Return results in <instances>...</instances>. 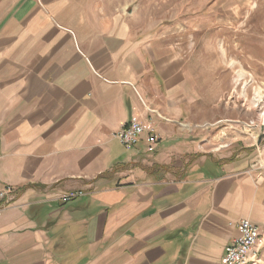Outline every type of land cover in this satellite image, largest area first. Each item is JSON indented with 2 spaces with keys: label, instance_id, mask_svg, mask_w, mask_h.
Wrapping results in <instances>:
<instances>
[{
  "label": "crops",
  "instance_id": "obj_1",
  "mask_svg": "<svg viewBox=\"0 0 264 264\" xmlns=\"http://www.w3.org/2000/svg\"><path fill=\"white\" fill-rule=\"evenodd\" d=\"M133 1L0 0V264H224L242 220L264 262V166L214 154L205 80ZM133 119L162 141L122 145Z\"/></svg>",
  "mask_w": 264,
  "mask_h": 264
},
{
  "label": "rangeland",
  "instance_id": "obj_2",
  "mask_svg": "<svg viewBox=\"0 0 264 264\" xmlns=\"http://www.w3.org/2000/svg\"><path fill=\"white\" fill-rule=\"evenodd\" d=\"M131 10L145 36L176 46L205 80L202 132L215 140L214 154L264 166V0H134Z\"/></svg>",
  "mask_w": 264,
  "mask_h": 264
},
{
  "label": "built area",
  "instance_id": "obj_3",
  "mask_svg": "<svg viewBox=\"0 0 264 264\" xmlns=\"http://www.w3.org/2000/svg\"><path fill=\"white\" fill-rule=\"evenodd\" d=\"M259 106V102L254 100ZM253 125V123H251ZM264 130V124H263ZM145 136L147 143L150 146H156L162 141L155 127L146 126L138 120H131L123 129L116 134L122 145L127 148L137 146L142 137ZM16 190L12 187H7L0 192V216L9 209L13 204V199ZM85 195L84 192H71L62 196L64 202H70L81 198ZM238 236L228 247L224 256V264H259V256L257 249L263 241L261 229L249 220H242L237 224Z\"/></svg>",
  "mask_w": 264,
  "mask_h": 264
},
{
  "label": "bare ground",
  "instance_id": "obj_4",
  "mask_svg": "<svg viewBox=\"0 0 264 264\" xmlns=\"http://www.w3.org/2000/svg\"><path fill=\"white\" fill-rule=\"evenodd\" d=\"M262 121H264V113H263V115H262ZM262 125V124H261Z\"/></svg>",
  "mask_w": 264,
  "mask_h": 264
}]
</instances>
